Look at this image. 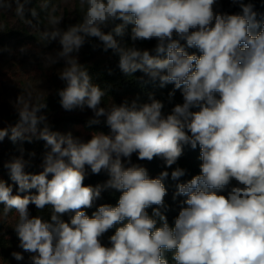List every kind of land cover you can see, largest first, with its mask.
<instances>
[{
	"label": "clouds",
	"instance_id": "1",
	"mask_svg": "<svg viewBox=\"0 0 264 264\" xmlns=\"http://www.w3.org/2000/svg\"><path fill=\"white\" fill-rule=\"evenodd\" d=\"M32 2L0 0V13L14 12L36 28L40 42L60 45L44 59L49 67L63 62L58 78L65 87L57 90L62 108L90 109L88 124L103 118L110 132H93L83 141L54 131L40 96L26 91L17 97L18 121L0 128V142L35 137L50 149L35 174L25 171L23 155L4 164L17 194L0 178V221L16 214L13 229L18 247L30 254L28 264H169L166 253L174 264H264V20L257 19L254 4L230 0L241 9L230 14L216 10L219 0H76L81 20L65 29L55 0H39L46 20L40 30L37 8L27 7ZM129 25L131 46L117 39ZM92 38L118 56L125 76L139 71L161 87L172 84L169 102L175 90L183 102L168 113L154 94L146 103L137 97L101 106L107 92L79 62L81 48ZM151 40L156 41L151 50L135 45ZM144 76L138 79L143 82ZM184 146H199L202 163L200 174L176 185L173 199H185L171 226L161 211L169 172L151 178L131 157L149 162L158 157L170 168ZM88 169L109 178L85 185ZM184 175L179 167L171 172L173 180ZM106 190L120 193L117 205L102 204L88 216L85 209ZM30 205L39 211L50 207V220L31 215ZM65 214H71L68 221ZM113 228L106 246L101 238ZM11 256L24 260L20 251Z\"/></svg>",
	"mask_w": 264,
	"mask_h": 264
},
{
	"label": "rangeland",
	"instance_id": "2",
	"mask_svg": "<svg viewBox=\"0 0 264 264\" xmlns=\"http://www.w3.org/2000/svg\"><path fill=\"white\" fill-rule=\"evenodd\" d=\"M56 3L65 15L62 28L66 29L69 24L81 20L82 12L76 0H69L68 3L57 0ZM27 7L37 8L39 28L43 30L46 27V20L45 14L39 10V1L33 0ZM26 18L33 19L30 13H26ZM0 23L4 26L0 30V48L5 49L0 53V128H9L17 123L19 118L15 107L17 97L26 91H32L34 97L40 96L47 104V109L43 112L47 115L52 130L62 134L71 132L74 137L83 141L89 140L93 132H98L96 130L103 122V118L100 124L89 125L88 121L93 116L90 109L85 108L82 111L76 108L66 111L62 108L57 90L65 87V83L58 78V69L63 67V62L49 67L46 66L44 59L46 54H54L59 50L60 45L57 42L48 45L40 42L36 28L15 17L14 12L0 13ZM33 24H37L36 19H33ZM137 42H135L136 47L149 50L153 43L147 41L148 43L141 47ZM100 43L95 38L86 43L79 52V62L85 66H102L118 59L116 55L103 52ZM132 43L131 41L129 46ZM93 44L97 45L95 49L92 47ZM25 46H28V50L21 53L20 48ZM111 101L116 104L121 103L119 100L108 99L102 102L101 106H106ZM164 112L168 113V110L164 109ZM49 150L43 140L35 137L31 142L18 140L15 143L5 137L0 142V178L4 180L10 177L9 170L4 164L21 155L28 161L25 171L38 173L42 170L40 166ZM131 158H137L136 154ZM232 183L235 185V181ZM15 221V213L10 214L7 220L0 221V264H28L27 252H23L18 247L19 241L13 229ZM13 251L22 252L24 260L16 261L11 256Z\"/></svg>",
	"mask_w": 264,
	"mask_h": 264
},
{
	"label": "trees",
	"instance_id": "3",
	"mask_svg": "<svg viewBox=\"0 0 264 264\" xmlns=\"http://www.w3.org/2000/svg\"><path fill=\"white\" fill-rule=\"evenodd\" d=\"M39 1V0H37ZM57 0H55L56 2ZM245 2H249V0H245ZM254 4V10L258 13L257 19L264 20V0H250ZM217 11L228 12L230 14L240 13L241 9L238 5H232L230 0H219L218 4L216 5ZM119 23V21H117ZM130 30L131 25L128 27V33L123 37H117L118 40H121L128 45L131 42L130 39ZM107 31V29H106ZM153 42L150 46L151 49L155 47L156 41L151 40ZM139 46H143L147 41H138ZM184 43V42H182ZM99 46L103 50V45L100 43ZM150 49V50H151ZM189 53L197 52L196 49H188ZM106 54H113L112 50L109 49L108 51H104ZM155 55V53H152ZM197 54H199L197 52ZM114 55V54H113ZM88 73L91 77V82L98 85L101 89L106 90L107 95L104 98V101L108 99L119 100L121 103L127 99L131 102L134 99H138L139 103H146L148 101L149 94H154L156 99H159L164 102L165 107L164 109L170 112L171 108L176 103H182V95L180 90H175V96L169 102L168 93L174 90V85L168 84L163 87L160 86L159 81H151L148 77L144 76L141 72H136L132 76H125L118 67V59L104 64L102 66H86ZM111 73V74H110ZM144 76V81H140L138 77ZM98 132L102 131L105 134L110 132V129L107 125L102 122L100 126H98ZM125 166H130L127 160L124 161ZM131 163L140 164L147 168L149 176L151 178H156L161 171H168L169 177L164 180V184L168 190L167 196L165 197V209H161L162 212H165L168 222L171 226H174V220L178 216L181 201L185 199V197L177 196L173 199V195L176 192V185L178 183H184L189 181L193 176L200 174V165L202 160L200 159V150L199 146L196 149H192L190 146H184L183 154L178 159L177 163L172 165L170 168L165 166V163L160 158H154L152 161L147 160H138L137 158H131ZM182 168L185 170V175L180 177L179 180H173L171 178V172L175 168ZM108 175L106 172L102 171L100 174H92L90 169H88L87 178L84 181L85 185H92L95 186L97 184H102L108 179ZM8 184L13 185V194L16 193V186L13 181H11L10 177L4 179ZM36 190H31V193H35ZM28 193H20V195H25ZM226 194V193H222ZM120 193L115 190H106L103 191L101 197L97 199L91 208L85 209L86 214L91 216L93 212H95L98 207L102 204H111L113 206L117 205L118 198ZM3 205H0V209H2ZM29 211L33 216H42L45 220H50L51 215V208L46 207L44 210L39 211L36 209L34 205L29 206ZM149 214H151L152 209H148ZM14 213V212H13ZM12 214V213H11ZM71 214H65L62 219L68 221L70 219ZM115 233V228L109 230L104 236L101 238V242L106 245L110 246L109 237ZM29 253H27V258L29 257ZM166 257L169 260V264H174L172 261V253H166Z\"/></svg>",
	"mask_w": 264,
	"mask_h": 264
}]
</instances>
